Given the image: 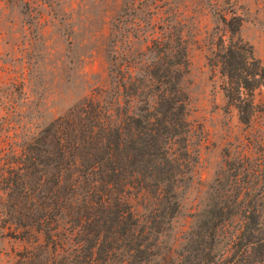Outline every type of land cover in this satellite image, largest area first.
Instances as JSON below:
<instances>
[{
    "label": "trees",
    "instance_id": "1",
    "mask_svg": "<svg viewBox=\"0 0 264 264\" xmlns=\"http://www.w3.org/2000/svg\"><path fill=\"white\" fill-rule=\"evenodd\" d=\"M211 67L223 91L250 124L264 66L241 36L242 16L220 13ZM140 52L114 53L111 89H103L24 140L17 161L0 142V190L28 246L13 264H149L180 210V193L198 162L191 147L190 74L186 41L169 28ZM211 204L187 242V264H263L264 144L256 156L225 160ZM148 192L155 206L143 219L127 200ZM170 250V249H169ZM164 255V257L162 256ZM184 258V257H183Z\"/></svg>",
    "mask_w": 264,
    "mask_h": 264
},
{
    "label": "rangeland",
    "instance_id": "2",
    "mask_svg": "<svg viewBox=\"0 0 264 264\" xmlns=\"http://www.w3.org/2000/svg\"><path fill=\"white\" fill-rule=\"evenodd\" d=\"M221 12L243 17L241 36L264 66V0H0V142L11 161H17L12 149L20 152L39 127L111 89L115 52H140L161 34L159 26H170L186 41L190 74L184 85L198 162L163 237L162 252L173 257L149 264H187V242L198 215L211 204L212 186L224 177L225 160L256 156L264 144V85L255 91V112L247 124L223 91L220 67L209 63ZM127 200L141 219L155 206L144 191H132ZM8 201L0 190V264H13L28 246L2 216Z\"/></svg>",
    "mask_w": 264,
    "mask_h": 264
}]
</instances>
